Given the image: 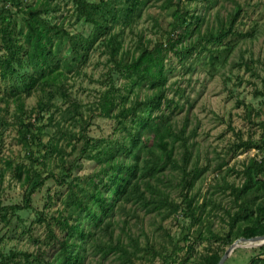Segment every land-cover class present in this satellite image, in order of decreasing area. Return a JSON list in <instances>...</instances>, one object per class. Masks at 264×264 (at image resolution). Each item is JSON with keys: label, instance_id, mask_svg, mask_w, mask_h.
Masks as SVG:
<instances>
[{"label": "rangeland", "instance_id": "1", "mask_svg": "<svg viewBox=\"0 0 264 264\" xmlns=\"http://www.w3.org/2000/svg\"><path fill=\"white\" fill-rule=\"evenodd\" d=\"M111 1L126 8L124 0ZM40 2L44 0H0V30L9 31L24 49L29 43L23 10L40 8ZM47 2L39 18L49 26L61 23L67 31L60 44L54 38L51 46L54 63L67 75L62 92L42 93L31 84L26 51L21 63H12L11 72L3 74L0 67V201L8 207L0 210V264H58L59 242L68 236L84 244L81 264H207L212 255L221 258L256 215L252 204L245 205L248 192L242 187L249 161L264 154L259 151L264 149V0H179L186 11L182 18L190 24L174 31L170 23L176 5L165 8L164 0H141L130 21L119 10L109 29L95 31L97 35L75 14L71 0ZM237 6L240 13L226 36L218 41L203 38L208 31L227 28ZM169 30L178 48L191 44L186 52L165 53V94L153 112L162 114L179 136L173 159L157 158L155 166L148 161L138 201L124 198L116 204L113 224L105 230L107 221L98 225L84 211L69 209L77 198L91 202L86 191L97 183L108 195L99 180L105 178L103 163L90 156L125 136L113 118L99 116L94 107L111 84L127 105L154 89L115 70L103 40L114 34L120 52L137 54L142 41H165ZM84 38L93 43L80 57L70 39ZM71 100L88 120L84 131L83 122L58 123ZM41 102L50 111H35ZM23 120L32 124L25 138L18 132ZM70 131L78 134L73 138ZM93 140L99 144L88 143ZM184 147L187 158L182 161ZM67 172L59 184L57 179ZM33 186L30 207L24 208V196ZM67 213L73 215L69 224L78 223L85 234L62 224ZM108 242L126 244L128 252L111 249ZM248 243L237 246L222 264H264V242Z\"/></svg>", "mask_w": 264, "mask_h": 264}, {"label": "trees", "instance_id": "2", "mask_svg": "<svg viewBox=\"0 0 264 264\" xmlns=\"http://www.w3.org/2000/svg\"><path fill=\"white\" fill-rule=\"evenodd\" d=\"M71 1L75 14L84 18L85 21L93 26L95 35L98 34L95 31L103 32L109 29L112 21L118 17L119 10L125 12L124 15L121 14L122 18H124L126 22L130 21L135 11L139 9V4H141V0H124V3L127 4L126 8L123 6L117 8L115 7V3L111 0H100L98 3H90L87 0ZM178 2L179 0H176V2L174 0H164L163 2L165 8H170L173 5L177 7V10L173 14V22L170 23L171 31L182 28L181 26L185 25V23L190 24L182 18L183 13L186 11L179 7ZM39 6L40 8L28 6L23 10L28 15V20L26 21L27 32L25 33V37L29 43L28 48L24 49L22 44H19L17 40L11 36L9 31L0 30V67L3 74L11 72L13 69L12 63H21L23 57L21 54L23 51H26V61L33 69V72L28 76L31 80V84L38 86L42 93H48L50 91L49 89L61 93L67 75L64 70L60 69L59 66L54 63L51 46L54 43V38L56 39V45L60 44L61 41L65 39L67 31L63 29L61 23L49 26L44 20L39 18L38 12L48 7L47 0L40 2ZM239 13L240 11L237 6L229 15L227 28L221 26L217 33L208 31L203 34V38L208 39V41H218L222 39L230 31L234 19ZM171 31H166L167 36L165 41L155 42L154 44L151 41H142L138 47L137 54H132L130 51L120 52L121 44L114 34H109L103 40L108 50L109 61L113 63L115 70L125 73L139 83L148 82L154 89L152 94H147L143 96V98H138V96H136L130 104L127 105L122 101L124 95L121 93L118 94V88L111 84L98 96L97 106L94 107V109H97L99 116L113 118L117 124V128L122 130L125 136L123 137L124 140L116 139L114 146H111V144L106 145L101 152L90 156L91 159L103 163L101 167L105 174V178L99 180L106 187L108 195L105 196L102 190H98L97 183L93 189L87 191L84 189L91 202L85 198H77L73 203V208L69 209L71 212H75V208L84 211L85 215L98 225H101L104 220L107 221L106 226H104L105 230L108 229L107 224H113V209L116 204L122 203L124 198L128 201H138V196L141 194L140 183L143 180L148 161H153L155 166L157 158L168 161L173 159L174 145L179 136L174 132L172 126L164 121L162 114L154 115L153 112L159 107L165 94V74L163 73V57L165 53L167 51L186 52L190 49L191 44L182 45L178 48L176 41L172 40ZM177 36H179V34H177ZM70 40L72 41L74 51L80 55V57L83 56L85 47H87V45L92 46L93 43V40L88 38H84L83 42L80 39ZM18 103L20 112L23 113V104L20 102ZM41 106L35 111H50V109L45 108L48 104L41 102ZM26 117L30 119L29 116ZM31 120L35 121V116H33ZM52 120V114H50L49 121ZM61 122H70L73 125L83 122V131L88 124L87 118L83 117L81 107L72 100L68 103L67 107L62 109L61 119L58 123L61 125ZM31 126V123L23 120L19 124L18 132L20 136L25 138ZM83 131H81L80 134L82 138L85 137ZM69 133L73 138L78 134V132L76 134L73 131ZM31 136L34 135L31 134ZM88 139L89 138H86L85 143H87ZM88 143H91L93 146L99 144L97 140ZM259 151L263 152L264 149H259ZM186 152L187 150L184 147L182 161L187 158ZM116 153H122V155L118 156ZM148 154L150 158H146ZM127 155H129L130 158H127ZM68 171H70V168ZM68 173L69 172L65 173L64 177L57 179L59 184L65 182ZM244 176L245 182L242 187V192H246V190L248 192L245 193L247 194V200H245L244 203L245 205L252 204L256 215L238 231V235L251 238L264 235V154L259 158L249 161V164L244 169ZM34 187L35 186L24 196V206L22 207H30V194ZM10 207L11 209L21 208V206ZM7 208L8 207L1 206L0 201V210ZM67 208L66 206V209ZM67 215L68 218L66 217L62 221V224L65 225L70 232L78 233L79 235L85 234L78 223L69 224V218L73 215L69 213H67ZM122 231H124V227H122ZM76 240L77 242L68 236L66 239L59 242L60 257L58 264H81L83 262L84 253L82 249L84 244L80 240ZM106 245L110 246L111 249H117L123 254L128 252L126 244H111L108 242ZM219 259V255H212L207 260V264H216Z\"/></svg>", "mask_w": 264, "mask_h": 264}, {"label": "water", "instance_id": "3", "mask_svg": "<svg viewBox=\"0 0 264 264\" xmlns=\"http://www.w3.org/2000/svg\"><path fill=\"white\" fill-rule=\"evenodd\" d=\"M264 242V235H259V236H254L251 238H245V237H240L238 239H236L232 244H230V246L225 250V252L223 253V255L221 256V258L219 259V261L216 264H222L223 261L225 260V258L229 255V253H231L237 246L241 245V243H245V242Z\"/></svg>", "mask_w": 264, "mask_h": 264}, {"label": "bare ground", "instance_id": "4", "mask_svg": "<svg viewBox=\"0 0 264 264\" xmlns=\"http://www.w3.org/2000/svg\"><path fill=\"white\" fill-rule=\"evenodd\" d=\"M248 243V242H247ZM249 244V243H248Z\"/></svg>", "mask_w": 264, "mask_h": 264}]
</instances>
